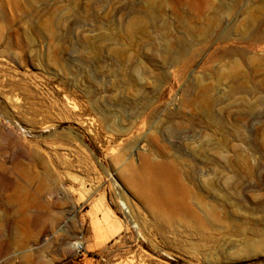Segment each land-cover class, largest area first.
I'll list each match as a JSON object with an SVG mask.
<instances>
[{"label": "rangeland", "instance_id": "obj_1", "mask_svg": "<svg viewBox=\"0 0 264 264\" xmlns=\"http://www.w3.org/2000/svg\"><path fill=\"white\" fill-rule=\"evenodd\" d=\"M0 264H264V0H0Z\"/></svg>", "mask_w": 264, "mask_h": 264}, {"label": "bare ground", "instance_id": "obj_2", "mask_svg": "<svg viewBox=\"0 0 264 264\" xmlns=\"http://www.w3.org/2000/svg\"><path fill=\"white\" fill-rule=\"evenodd\" d=\"M136 177H139L137 173L133 172L132 170H128L125 175V180L130 185L142 192L144 198H146L147 202L152 208L156 209L160 204L159 201L161 199H163V202H166L170 205L174 203L173 194L168 189V187L164 185L157 189L151 182L147 183V185H145L146 187H143L136 183ZM161 214L164 215L163 213Z\"/></svg>", "mask_w": 264, "mask_h": 264}]
</instances>
